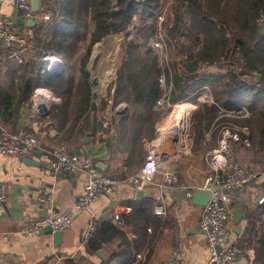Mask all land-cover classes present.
Masks as SVG:
<instances>
[{
	"label": "crops",
	"instance_id": "crops-1",
	"mask_svg": "<svg viewBox=\"0 0 264 264\" xmlns=\"http://www.w3.org/2000/svg\"><path fill=\"white\" fill-rule=\"evenodd\" d=\"M50 17L49 21L39 23L34 28H29L25 23L20 27L22 35L31 43L29 48L23 50L25 62L39 60L38 37L40 33L43 35L48 32L50 26L53 29L54 19L51 14ZM19 18L20 12L11 3L0 0V24L4 19H14L17 22ZM261 31L264 33V25ZM46 38L43 36L41 40ZM5 53L0 41V86L3 87L10 84L14 74V71L9 70V65L15 68L22 65L8 60ZM43 56L45 60L46 56L52 55ZM88 70L93 75L92 67L88 66ZM97 88L92 87L94 97L100 96V93H96ZM198 88L200 91L212 93L210 87ZM98 92L104 95V91ZM253 95L242 92L235 100L234 110L238 109L242 113L236 117L239 120L251 118L252 106L256 111L264 108L262 100L264 97L256 96L254 101ZM191 96L189 94V98ZM32 99L33 97L22 105L18 114L12 112L13 116L9 122L3 123L0 119V125L11 132L26 130L34 133L43 147L42 151H38L33 159H30L35 164L27 163L25 158L0 155V183L8 185L9 188L8 201L0 207L1 263L47 264L48 260L63 257L66 259L65 264L69 260L73 264H166L177 251L181 253L186 264H208L210 250L205 235L199 229L204 207L195 205L193 199L187 197V193L204 187L207 177L212 172L208 154L216 149L219 143V136L210 131L212 126L208 129L203 126L197 131L198 137L194 139L191 150L186 153L178 154L170 144L164 148L165 153L170 156V166L179 178L175 187L165 185L135 189L122 184L110 195H102L96 199L89 210L79 213L76 205L89 180L88 174L59 177L43 175L42 168L53 160L48 151L57 146L68 145L71 152L91 157L100 172L113 171L120 179L138 172L146 159L147 151H142L138 159L134 160L131 148H124L118 144V129L114 124L121 123L129 104L121 101L114 109L111 105L108 106L104 114L107 115L106 118L103 115L102 117L96 115L98 122H102L101 125L92 124V127L83 128V122L74 126L73 118L66 117L62 107L53 99L45 98L49 109L46 115L33 111ZM210 100L212 107L217 106L223 110L214 100L213 94ZM96 103L98 104V101ZM93 114L95 112L92 113V123ZM221 115L222 111L213 124ZM238 127L241 136H244L242 140L248 139L251 146L243 143L232 144L235 162L254 170L257 178L234 194L227 224L231 234L230 244H236L245 251H253L254 264H264V203H260L264 197V137H261L256 126ZM43 190L53 192L54 209L57 213L69 214L73 219L71 228L62 233V242L58 246L55 245L53 235L45 233L41 236H29L21 233V229L29 222L51 214L49 208L38 202V196ZM158 205L165 206L164 216L156 215ZM144 208L147 215L142 212ZM92 217L99 221L98 225L111 221L125 233L130 244L123 246L121 240H116L101 249L104 251L103 256L98 254L101 250L95 254L88 253L83 244V236ZM230 264H249V257L244 254Z\"/></svg>",
	"mask_w": 264,
	"mask_h": 264
},
{
	"label": "trees",
	"instance_id": "trees-1",
	"mask_svg": "<svg viewBox=\"0 0 264 264\" xmlns=\"http://www.w3.org/2000/svg\"><path fill=\"white\" fill-rule=\"evenodd\" d=\"M172 1L175 22L171 28L169 24L166 27L170 38L177 41L176 46L180 44L183 48L185 60L183 70L175 69L172 76L174 87L170 92V102L192 101L189 91L194 89V84L199 87L212 85L214 100L226 110L235 109V100L242 92L254 94V101L256 96L264 97V33L261 31L264 0ZM167 3L168 0H43L42 12L51 14L54 19L52 37L39 40L38 61H26L18 68L9 65V70L14 71L10 84L0 86L2 122H9L12 112L18 114L37 89L45 88L64 98L62 111L66 117L73 118L74 126L80 122H83V128L101 125L96 116L94 123L91 122L92 113L98 109L92 94V75L87 68L94 46L126 31L138 17L144 44L138 45L127 37V55L117 75L112 103V109L121 101L129 104L121 123L114 124L118 129V144L131 148L134 160H137L144 141L155 138L156 124L164 114L158 106L163 96L161 69L152 50L145 54L144 49L150 38L158 34V24L155 21L149 23V20ZM182 38L187 43H181ZM79 52L83 53L76 66L80 72L76 77L72 61ZM44 54L61 59L67 72L58 75L46 73ZM224 61L232 69L223 79L219 78L220 73L205 78L199 74L204 66L222 65ZM254 74L263 76L259 85L250 82ZM190 80H194L192 86L188 84ZM109 104L107 97L101 99L102 110H107ZM251 110L250 119H238L234 124L250 128L256 126L264 137V108L256 111L252 106ZM208 111V115H200L198 131L203 126L210 128L221 109L214 106ZM142 212L146 214V208ZM116 240H121L123 246L130 244L128 237L115 224L104 222L97 226L85 248L88 253L95 254ZM67 264L73 262L69 260Z\"/></svg>",
	"mask_w": 264,
	"mask_h": 264
},
{
	"label": "built area",
	"instance_id": "built-area-1",
	"mask_svg": "<svg viewBox=\"0 0 264 264\" xmlns=\"http://www.w3.org/2000/svg\"><path fill=\"white\" fill-rule=\"evenodd\" d=\"M11 3L21 15L23 23L33 20L36 25L50 20V14L42 13V1L40 0V12L34 13L32 10L33 0H6ZM264 25V16L261 18ZM0 41L6 51L5 56L8 60L19 64L25 63L24 49L31 46L30 41L22 35L21 28L14 19H4L0 24ZM58 59V58H57ZM46 72L55 75L60 71L64 64L56 57L46 56ZM44 89H37L32 99V109L38 112L40 103L47 104L46 100L39 92ZM43 96L52 98L59 103L60 99L48 90H44ZM161 103V102H160ZM173 104L169 99H165L161 105ZM184 108H182V107ZM179 107L184 110L188 121L180 122L176 118L166 125L151 141L146 142V159L141 169L123 179L115 176L113 171L107 173L100 172L91 157H83L77 153L71 152L68 145H61L52 148L49 154L52 156V162L42 168V174L51 177L62 175L74 176L80 173L88 174V182L83 193L78 197L76 210L81 213L90 209L92 203L102 195H110L119 185H130L135 189H144L150 186L175 187L179 178L170 166V156L165 153L164 148L170 144L178 154L186 153L190 150L192 120L190 114L192 109L190 104H184ZM190 109V110H187ZM172 118V117H171ZM176 125H180L175 128ZM225 127L221 132L218 147L208 154L211 174L205 181L204 189L212 190V196L209 203L204 207L202 220L199 225L200 232L207 239V246L210 250V259L208 264H230L244 254L249 257V264L255 263V254L253 251H245L236 244H230V230L228 221L230 218V206L234 194L237 190L250 184L257 178V174L249 167L240 166L235 162L232 144L243 143L250 147L248 139L242 140L238 129ZM43 147L34 133L26 130L11 132L0 125V155L6 157H21L33 159L38 151ZM113 165V163H112ZM197 189L188 191L187 197L192 200ZM9 198L8 185L0 183V207H3ZM40 205L51 210V214L26 224L21 233L29 236H41L51 230L52 234L64 233L71 228L73 219L69 214H59L55 211V196L50 190H43L38 196ZM264 203V197L260 200ZM157 216H164L166 208L163 205L156 207ZM119 219V216L116 217ZM99 221L92 217L84 231L83 244L86 245L96 231ZM63 257L48 260L47 264H65ZM0 264H3L0 262ZM166 264H186L183 256L179 252H174L172 259Z\"/></svg>",
	"mask_w": 264,
	"mask_h": 264
},
{
	"label": "rangeland",
	"instance_id": "rangeland-1",
	"mask_svg": "<svg viewBox=\"0 0 264 264\" xmlns=\"http://www.w3.org/2000/svg\"><path fill=\"white\" fill-rule=\"evenodd\" d=\"M172 4H173V1L168 0L167 5H165L163 9H161V12L156 14V16H154L153 18H150L149 23H152L155 21L156 24H158V34L150 38L148 44L146 45V48L144 49V53L146 54L147 50H152L153 56L157 57V60H158V63L161 69L160 84H161V89L163 91V96L159 100L158 106H160L159 110H162L164 114L162 115L161 119L158 120L156 124V133L158 134L161 131V129H163V127H165L167 124L173 121L174 118H176L179 115L178 112L180 111L179 107L181 105L190 104V106L193 109L190 106H187V108L190 107L192 109L191 111L192 112V115H191L192 130H191V141H190V145H191L190 150H191L194 139L198 137L197 131H198L199 117L200 115L201 116L208 115V109L212 108V103L210 102L211 101L210 96L211 94H213V92L211 93L210 91L209 92L200 91L198 88L199 85L197 84L193 85L194 80H190L188 84L190 86L193 85L194 87H196L193 90V92L189 91L190 94L192 95L190 98L192 99V101L185 100L183 102H178V103L173 104L172 107L165 105V104L161 105V103H163L165 99H169L170 92H171L170 90L172 87H174V84L172 82V76L174 74L175 69H179L180 71L183 70V61L185 60V54L182 53L183 48H180V44L176 46L177 41L172 40L170 38V36L168 35V29L166 27V24H169L170 25L169 28H171V26L175 22V16L171 11ZM140 24H141V21L137 17L135 19L134 24L126 32H123L118 35H113L109 37L108 39L103 40L102 42H100L99 44L95 46V49H97V52H98L99 59L97 62L96 69H94L93 75L91 76V84H92V87H98L97 88L98 91L99 90L104 91V95H101L102 94L101 92H98V91L96 92V93H100V96L99 95H96L98 97L95 96L94 101L95 102L98 101V104H97L98 109L95 111V114H93L94 117L97 114H99L100 117H102V115L104 116V118L107 117V115L106 116L104 115L106 114L105 112L107 110L104 111L101 109V99L102 98L107 97L110 103L109 106L110 105L112 106L113 95L117 87L116 85L117 75H118V72L120 71V68L124 64L125 58L127 55V50L125 46L127 37H129V39H133L138 45L144 44V39L142 38V34L140 33V30H139ZM51 27L52 26H50L49 28L50 32L49 31L45 32L43 35L40 33V36L38 37L39 40H41L43 36L44 38L47 37L46 38L47 40L48 37H50L51 34H53V29ZM184 41L185 40H183L182 38L180 42L182 43ZM184 43H187V41H185ZM82 53L83 52H79L75 56V59H74L75 61L74 60L72 61V63L75 65L74 72L76 74V77L80 73L79 70L76 68V66L78 65V61L80 57L82 56ZM88 66L89 68L92 67V56H91ZM230 69L232 68L229 67V64H227L226 61H224L222 65H213V66H207V67L204 66L199 71V74L203 78H205V77H208L209 75H216L220 73L221 76H219V78L223 79L224 78L223 76L226 75L230 71ZM236 71H239V68H236ZM66 72H67V69L65 66L63 73H66ZM250 79H252V82H254L253 77H251ZM198 81H200V79H198ZM94 82H96L97 84L95 85ZM101 87H105V88L100 89ZM203 87H210V89L212 90L211 88L212 85L210 84L203 86ZM52 92L53 91H51V93ZM35 93L36 91L34 92L32 97H34ZM54 96L60 99L59 105L60 107L63 108L65 104L64 98L62 96H58L57 94H55ZM124 103L128 104V102L126 101H124ZM187 110H190V109H187ZM221 111H222V115L216 120L215 124L212 125L210 131L218 135L219 138L221 136V132L224 130L225 127H228V128L231 127L230 129H233V128L238 129V131L240 132L239 127L236 124H234V122H236V120L238 121V118L236 117L240 116L242 113L238 109L232 111V110H226L223 108V110L221 109ZM146 141L148 142L151 140H146ZM146 141H144L143 146L141 147V150L143 152H146Z\"/></svg>",
	"mask_w": 264,
	"mask_h": 264
},
{
	"label": "water",
	"instance_id": "water-1",
	"mask_svg": "<svg viewBox=\"0 0 264 264\" xmlns=\"http://www.w3.org/2000/svg\"><path fill=\"white\" fill-rule=\"evenodd\" d=\"M32 10H33L34 13L40 12V0H33L32 1ZM17 24H18L19 27L23 26V21H22L21 18L18 19ZM26 25L29 28L36 27V23L33 20H29L26 23ZM98 59H99L98 52H97V49H95L93 57H92V69L93 70L96 69ZM64 69H65V66H63V68L60 71H58V73H56L55 75L63 73ZM252 77H253V80H254L255 83H259L263 79V76L261 74H254ZM94 84L96 85L97 83L94 82ZM38 112L41 115L48 114L49 113V109H48L47 104L40 103L38 105ZM25 161L27 163H30V164H35L34 161H32L30 159H25ZM211 196H212V190L204 189V188H198L197 191L195 192L194 196H193V203L195 205H197V206L205 207L209 203V200H210ZM46 233L50 234V235H53L54 242H55L56 246H58L62 242L63 234H61V233L52 234L51 230H49V229L47 230ZM98 254L103 256L104 255V251L101 250V251L98 252Z\"/></svg>",
	"mask_w": 264,
	"mask_h": 264
},
{
	"label": "bare ground",
	"instance_id": "bare-ground-1",
	"mask_svg": "<svg viewBox=\"0 0 264 264\" xmlns=\"http://www.w3.org/2000/svg\"><path fill=\"white\" fill-rule=\"evenodd\" d=\"M56 60H58L57 58H56ZM39 94L41 95L40 97H43V100H46L45 98H47V99H52V98H49L48 96L46 97H44L43 96V94H45V91L44 90H41L40 92H39ZM55 100V99H54ZM191 107V106H190ZM192 113V112H191ZM178 116L176 117V119L178 120V122H180V125L183 123V122H186V121H188V116H185L186 114L184 113V110H180L179 112H178ZM191 115L192 114H190V116L189 117H191ZM182 122V123H181ZM168 125V124H167ZM180 125H176L175 126V128L176 127H178V126H180ZM164 128V127H163ZM162 130V129H161Z\"/></svg>",
	"mask_w": 264,
	"mask_h": 264
}]
</instances>
